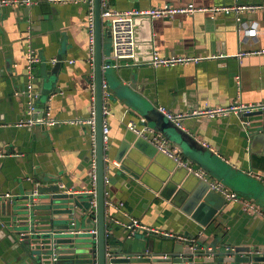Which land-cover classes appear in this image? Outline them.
<instances>
[{
    "label": "crops",
    "instance_id": "1",
    "mask_svg": "<svg viewBox=\"0 0 264 264\" xmlns=\"http://www.w3.org/2000/svg\"><path fill=\"white\" fill-rule=\"evenodd\" d=\"M111 3L118 10H127L165 3L175 6L193 3L198 7L264 5V0H111ZM87 12L85 1L54 4L33 0L32 4L0 5V153L4 154L0 157V195H13L6 200L5 207L0 205V264H51L47 255L30 247L32 244L21 242L8 223L17 209L16 201L24 202L22 197L38 189L37 183L60 186L58 192L41 193L42 204L53 194H70L61 188L62 184L75 196L63 199L61 207L75 199L79 206L90 202L82 196L90 189L91 163L96 154L90 127L62 122L36 126L39 129L32 132L29 127L16 125L27 117L24 95L17 91H22L26 84L28 45L41 60L35 68L38 105L49 107V115L60 121L89 116L96 94V73ZM135 29L137 64L119 70L112 68L106 75L111 90L107 153L112 167L107 171L110 178L107 195L115 205L124 204L122 208L110 206L108 216L123 221L133 217L151 229L141 231L133 239L121 225L115 224L110 243L119 247L127 244L133 249L130 254L138 253L144 238L160 245L162 239L156 230L182 237L199 233L200 226L168 192L174 184L194 181L183 168L175 167L169 157L157 151L151 158L133 150V157L126 160L129 170L117 162L123 141L135 138L129 132L128 122H138L145 117L144 113L159 106L184 111L237 100L264 103V53L239 55L264 49V6L243 11L240 20L235 13L212 16L205 11L172 17H138ZM108 38L111 37H105L104 41L106 59L112 53ZM155 51L202 59L173 67H153L149 61ZM213 55L218 56L211 58ZM59 60L61 64L57 67ZM248 118L256 120L257 129L260 124L264 126V114ZM148 122L157 128L155 123ZM243 123V117L236 113L188 120L184 130L194 138L196 149L183 151L176 146L195 167L205 169L212 178L261 210L247 213L240 202L226 200L219 215L198 234L201 240L208 236V242H218L217 248L264 247V181L252 173L264 174V141L249 144ZM170 143L175 146L171 140ZM47 211L45 208L40 216L46 217ZM84 213H78L75 219L80 230L92 228L97 219L95 215L89 222L90 215ZM38 223L41 230L37 232L44 231L47 226L44 220Z\"/></svg>",
    "mask_w": 264,
    "mask_h": 264
},
{
    "label": "water",
    "instance_id": "2",
    "mask_svg": "<svg viewBox=\"0 0 264 264\" xmlns=\"http://www.w3.org/2000/svg\"><path fill=\"white\" fill-rule=\"evenodd\" d=\"M105 37H111V33L110 31L104 32L102 28L101 0H95L96 156L98 163L97 211L90 210L89 202H83V206H79L76 199L73 203H68L64 207H61L60 202L65 198H74L75 195L73 194L56 193L53 194L48 202L42 204L39 202L41 193H46L47 191L58 192L60 191V186H43L37 183L38 195L36 197L34 195V188L22 197L24 198V202L17 204L18 201H16L17 199L15 200L17 209L14 210V216L8 220V223L12 226V232L17 234V238L21 242L26 243L28 246L32 244L30 247L35 252H38V254L43 253L47 255L51 264L54 254L58 256L57 264H264V247L227 246L225 248H217L218 242L214 240L208 242V236L203 237V240H201L198 234L203 232L215 217L219 215L227 199L220 192L212 190L208 181L201 179L194 173H190L185 167L181 168L187 172V175L192 176L191 179L194 177V181L188 180V182L186 181L182 185L174 184L173 188L168 192L182 203L183 210L190 214L197 222L200 226L199 233L195 235L188 233L182 237H175L164 235L157 231L158 236L162 239L160 245L157 246L152 239L147 242L144 238L139 246L138 253L133 254H130L133 252V249L127 246V244L119 247L110 243L115 223L108 216V206L105 202L107 198L105 194L107 185L104 182V176L105 154L107 152L104 147L103 136V79L106 78L109 72V70L103 72V62L107 60L104 54L106 53L104 44ZM134 60L136 61L137 58L135 57ZM56 64L59 67L61 60L57 61ZM48 108L46 106L40 107L37 101L35 118L48 116ZM259 114H264V110L238 114L243 117V129L249 144L252 145L261 144L264 141V126L262 127L260 124V129H257L258 125L256 120L254 118H248ZM144 116L147 121L155 123L157 128L181 150L186 151V148L196 149L193 142L194 138L187 134L184 129L178 127L166 118L158 108L150 109L147 113H144ZM38 126L41 127V125ZM32 128H30L32 132L39 129L36 126ZM129 132L135 138L124 140L116 156L117 162H122V168L126 170H129L126 165V160L133 157V150L143 152L147 157L151 158L155 157L157 151H160L155 144L144 137L138 136L130 128ZM160 152L163 153L162 151ZM164 155L169 157L166 154ZM169 158L173 161L174 166L177 167L178 163L173 158ZM109 166L112 168L111 165ZM82 196L89 198V200L92 198L90 193ZM6 200L7 198L0 197V205L2 207L6 206ZM45 208L48 210L46 217L40 216ZM84 212L90 215L89 222L93 220L92 218L95 219L96 215L97 221H95V226L92 228H97V235L90 232L92 228L80 230L76 225L75 219H77L78 213L83 214ZM41 219L44 220L47 226L44 231L37 232L41 230L40 223H38ZM108 231H110V235H108ZM131 238L136 239L135 237Z\"/></svg>",
    "mask_w": 264,
    "mask_h": 264
},
{
    "label": "built area",
    "instance_id": "3",
    "mask_svg": "<svg viewBox=\"0 0 264 264\" xmlns=\"http://www.w3.org/2000/svg\"><path fill=\"white\" fill-rule=\"evenodd\" d=\"M85 1L88 3V12H87V24L90 32V41H91V53H92V62H94L95 56V0H48L49 3H71V2H80ZM32 4L33 0H1L0 5H12V4ZM264 5L250 3V4H240L236 3L230 6H215V7H198L193 3H189L184 6H175L169 3L163 5L154 6L146 9H127V10H118L112 6L111 0H101V19H102V28L103 30L110 31L112 38V53L111 56L103 62V72L110 69L119 70L123 67H129L136 65L137 62L134 60L136 56V29H135V20L138 17L148 16L150 18H159V17H172L176 14H192L197 11L209 12L212 16L217 15L218 13H235L237 19L240 20V14L248 9H257L261 8ZM104 30V31H105ZM26 84L22 91H17V94L22 93L25 96L26 102V114L27 117L21 119L16 125L19 127H35L38 125H54L57 123L68 122L70 124H80L87 125L90 127L91 138L94 145H96L97 139V107H96V97L95 93L93 94V106L91 112L86 118H76L72 120L60 121L54 117H51L48 113V116L36 117L37 113V101L40 96L39 90L35 85V68L36 65L41 61L36 50L28 45L26 49ZM249 53H264V49L257 51H245L240 52L239 55L249 54ZM218 55H213L211 58H215ZM202 58L187 55V54H172V55H162L160 52L155 51L153 53L152 59L149 61V64L153 67H173L178 64H187L191 62H199ZM54 61V59H53ZM72 62V61H71ZM111 97L110 85L108 81L103 79V136H104V147L106 152L109 149V132L110 126L108 124L107 115L109 114V100ZM158 110L165 115L170 121H172L178 127L185 129L186 122L191 119L198 118H209L214 119L218 117H226L230 114L236 113H248L255 110H264V103H246L242 101H233L227 105H218V106H209V107H200L193 108L190 110L184 111H173L164 106L157 107ZM128 127L133 130L138 136L144 137L155 144L160 151L169 157L173 158L180 167H185L190 173H194L203 180H206L210 183L212 190L220 192L223 196L226 197L228 201H237L243 205V210L247 213H252L253 211L260 213L261 210L251 202L244 201L237 195L235 192L231 191L225 184L212 178L205 169L201 167H195L193 162L190 159L184 158L180 150L171 145L169 138L156 127L151 125L145 117H140L138 122L131 120L128 122ZM206 146L207 143L203 142ZM209 146V145H208ZM214 150V149H213ZM96 152V150H95ZM4 154L0 153V157H3ZM110 159L108 153L105 154V176L104 182L106 185L110 183V178L107 176V171L110 169ZM253 175L264 181V174L260 172H252ZM90 189L88 193L92 195L90 199V210L97 211L98 208V163L96 154L93 157L91 163V178H90ZM61 188L68 192L73 193L72 190L66 189L64 184L61 185ZM106 189V205L108 208L114 206L115 203L108 198ZM35 197L38 195L37 189L34 192ZM0 197H5L7 199L12 198L11 193L1 194ZM119 208L124 207L122 202L115 205ZM97 219H95L96 221ZM116 225H121L127 232L129 237H135L141 231L148 232L151 229L146 225L142 224L138 219L131 218L128 221H123L119 219H112ZM158 231V230H156ZM91 233L97 235V228H92ZM24 234V233H23ZM108 231V235H110ZM168 236H173L170 233H166ZM52 263H58V256L53 255Z\"/></svg>",
    "mask_w": 264,
    "mask_h": 264
},
{
    "label": "rangeland",
    "instance_id": "4",
    "mask_svg": "<svg viewBox=\"0 0 264 264\" xmlns=\"http://www.w3.org/2000/svg\"><path fill=\"white\" fill-rule=\"evenodd\" d=\"M108 39H110L111 40V43H112V38H108Z\"/></svg>",
    "mask_w": 264,
    "mask_h": 264
}]
</instances>
